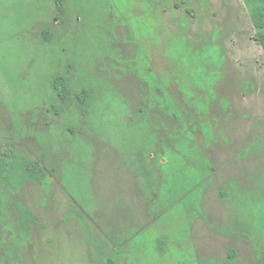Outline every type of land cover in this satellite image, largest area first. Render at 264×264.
Returning a JSON list of instances; mask_svg holds the SVG:
<instances>
[{"label": "rangeland", "instance_id": "rangeland-1", "mask_svg": "<svg viewBox=\"0 0 264 264\" xmlns=\"http://www.w3.org/2000/svg\"><path fill=\"white\" fill-rule=\"evenodd\" d=\"M8 153L46 176L0 181V264H264V52L243 1L0 0Z\"/></svg>", "mask_w": 264, "mask_h": 264}, {"label": "trees", "instance_id": "trees-1", "mask_svg": "<svg viewBox=\"0 0 264 264\" xmlns=\"http://www.w3.org/2000/svg\"><path fill=\"white\" fill-rule=\"evenodd\" d=\"M242 1L248 10L251 24L256 32L257 41L264 52V0ZM55 85L56 84H54V86ZM55 90L58 92L59 98L64 100L66 96L65 91H58V89ZM86 98V94L78 97L81 103H84ZM4 156L5 158L3 160L0 159V181L5 179L8 186L12 189H23L29 182H39L42 177L46 176L44 170L35 162L24 160L14 153L4 154ZM4 165L7 168L5 176H3ZM17 210L22 221L28 222L32 225L37 224V217L22 204L17 205ZM229 260L232 264L235 263V253L233 251L229 256Z\"/></svg>", "mask_w": 264, "mask_h": 264}, {"label": "flooded vegetation", "instance_id": "flooded-vegetation-1", "mask_svg": "<svg viewBox=\"0 0 264 264\" xmlns=\"http://www.w3.org/2000/svg\"><path fill=\"white\" fill-rule=\"evenodd\" d=\"M54 84H56L55 86H54ZM53 89L55 90V89H58V91H61V90H64L65 91V94L67 93V89H66V86H65V84H64V80L63 79H61V78H55L54 80H53ZM56 91V90H55ZM56 93H57V95H58V92L56 91ZM83 94H86V92L85 91H83L82 93H81V95H83ZM80 95V96H81ZM87 95V94H86ZM58 97H59V95H58ZM66 97V96H65ZM61 99V98H60ZM62 100V99H61ZM64 100H65V98H64ZM64 100H62V101H64ZM86 100H87V98H86ZM80 102V101H79ZM81 103V102H80ZM81 104H83V103H81Z\"/></svg>", "mask_w": 264, "mask_h": 264}]
</instances>
